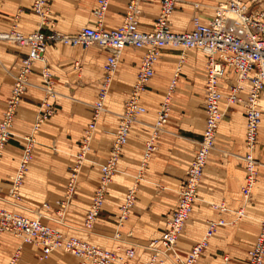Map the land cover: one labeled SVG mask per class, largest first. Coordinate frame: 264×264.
Here are the masks:
<instances>
[{"label":"crops","instance_id":"obj_1","mask_svg":"<svg viewBox=\"0 0 264 264\" xmlns=\"http://www.w3.org/2000/svg\"><path fill=\"white\" fill-rule=\"evenodd\" d=\"M159 1H141L140 24L142 27H150L156 18ZM220 1L223 0H178L171 17L172 30L175 32L190 30L191 19L194 15L200 16L203 22L207 21L214 15V7ZM32 2L33 0H0V31H7L13 25H16L18 30L24 34L38 29L39 18L31 9ZM128 2L129 0H109L102 21V26L105 29H115L120 26ZM96 3L97 0H51L52 28L61 34L72 35L85 25L95 24L93 10ZM249 8L251 11L258 9L256 5H250ZM44 31L48 32L49 29L45 28ZM128 49L129 47L121 55L108 96L116 95L125 81L131 82V88L136 78L144 50L136 49L130 52ZM27 51L28 47L26 46L0 41V119L12 87V74L18 69L21 59ZM106 56V51L96 47L50 43L45 52L44 63L38 61L33 64L29 76L31 84L27 87L17 109L11 127V136L0 160V207L33 211L40 208L45 200H49L53 210L51 214L55 217L57 216L55 215L56 211L61 207L58 201H63L64 215L61 222L47 218L45 220L49 222L43 219L42 221L59 228L66 236L76 237L85 233L82 221L89 208L94 189L99 182L100 167L109 154L118 126V113H111V123H108L104 116L99 119L95 135L91 140V150L80 173L76 175L79 179L75 180L74 187L68 197L65 196L68 181L66 172L63 173L65 175H63L62 181L58 178L59 171H62L59 161H56L59 164H53L51 169L47 168V164H45V168H42L29 163L20 187V200L12 199L8 194V189L11 184L10 178L16 171L22 155L24 136L30 133L35 116L39 112L40 103L46 95L41 75L42 66L45 64L51 73V87L55 92L52 97L55 112L40 125L36 146L44 152L35 154L34 162L43 161L46 163L51 155L44 153L50 150L51 145H66L72 150L70 156L63 160V168H67L68 163L74 162L75 153L78 151V142L91 117L90 102L96 97ZM206 62L207 56L196 49L182 51V49L174 47L162 48L161 57L155 64V74L141 96L142 103L146 108L148 105L152 107V110L150 113L141 115L142 117L139 116V121L132 126L127 143L123 147L117 163L112 186H109L107 190L95 222V228L98 226L99 235L102 236L103 242L109 248H114L119 242L124 241L121 238L124 234L123 231L125 233L128 231L126 233L128 239L149 243L164 230L165 214L171 210V206L166 205L168 204L165 199L166 190L168 187H176L177 190L180 187L181 179L194 156L197 147L196 140L200 139L204 128L203 98ZM175 76L176 83L172 91L174 105L166 123V132L159 137L158 149L151 154L146 162L145 172L139 183L141 194L138 196V193L135 194V208L131 207L132 211L127 220L120 221V206L124 201L125 194L134 183L137 189L138 181L135 180L127 187L126 191L124 183L127 178L132 177L134 172L139 171L138 165L142 160L145 142L150 136V124L154 122L156 111L168 90L171 79ZM235 76V73L230 71L226 77L219 81V89L222 93L230 92V83L234 82ZM245 86L248 88L249 83L246 82ZM245 95L246 91H243L241 96ZM261 104L264 107V97ZM221 109L224 115L219 123L215 143L222 147L233 146L237 150L242 147V141L245 138L244 108L239 104L227 106L223 99ZM243 131L244 136L240 137L239 134ZM259 135L264 137V120L260 123ZM232 136L238 137V139L232 142L234 140ZM232 154L242 159V155ZM259 157L264 162V154ZM259 157L255 156L258 161ZM226 160L221 156L212 157L209 155L208 161L211 163L207 164L204 169L200 186V190L206 194L207 198L223 201L226 211L219 212L214 206H209L214 202L207 203L206 212L197 222L196 229L189 231L185 228L182 235H179L178 241L180 239L182 241L180 250L183 255L185 253L186 257L191 246L201 237L204 226L207 228L205 220L222 218L225 223L218 226L216 231L225 227L226 222L230 220L232 223L234 222L233 225L239 224L240 231L232 235L230 243L226 240L227 242L224 243H213L210 249L206 247L197 264H222L225 255L229 257L228 264H245L247 251L254 242L264 217V165L258 169L251 197L244 203L239 190L241 183L245 181V167L242 165H239L237 169H232L230 166L225 167ZM30 165L31 168H29ZM49 170L50 176H48ZM52 178H56V180ZM240 209H243L241 215L238 214ZM241 231H246L247 234ZM5 234L7 233L2 234L1 239ZM128 239L125 242L129 243ZM33 247H22L19 256L29 253L31 250L35 251V255L37 253L40 256L41 248ZM15 249L16 247L12 251L13 253ZM55 251L49 256V261L51 260L52 264L55 262V256H53ZM13 253H11V257Z\"/></svg>","mask_w":264,"mask_h":264},{"label":"built area","instance_id":"obj_2","mask_svg":"<svg viewBox=\"0 0 264 264\" xmlns=\"http://www.w3.org/2000/svg\"><path fill=\"white\" fill-rule=\"evenodd\" d=\"M51 0H33L31 9L38 16V29L24 34L13 25L7 31H0V41H8L16 45L28 47L22 57L20 65L12 74L13 83L2 117L0 119V160L3 149L11 136V127L20 105V102L31 84L29 76L35 62L45 61V52L50 43H64L87 47L97 46L107 52L103 64L102 77L97 89L96 98L91 103L92 114L84 130L77 155V163L71 168L72 174L67 193L72 190L78 168L86 152L90 149L97 123L101 114L106 111V100L116 73L123 51L129 47L143 49L136 78L123 102V109L119 115V123L114 133L110 151L100 168V177L95 188L89 208L83 218L85 229H92L98 218L108 186L112 181L117 163L123 147L127 143L133 123L139 121V116L147 112L141 101L143 91L155 74V64L161 57L163 47L180 48L182 51L196 49L207 56L205 67V84L203 108L205 113L204 128L200 139L196 140L197 147L190 164L181 179L176 204L165 220V228L157 239L151 240L145 248L149 257L144 264H197L202 252L208 245V237L216 228L225 222L222 218L209 220L204 237L195 243L184 259L173 255L179 234L188 220L197 190L209 155L215 146L216 133L224 112L221 102L226 105L239 104L245 112V138L248 149L243 157L246 177L240 187L243 198L248 201L256 183L257 167L260 162L253 156L252 149L256 146L259 136V126L264 120V0H223L214 7V15L207 21H201L198 15L191 19V28L187 31L175 32L172 30V13L178 0H160L159 11L150 27L144 28L140 24L142 0H129L122 23L115 29H105L102 26L109 0H97L93 15L95 24L85 25L76 34H61L54 30L50 11ZM258 9L251 11L250 5ZM49 31L45 32L44 29ZM235 73V80L230 83V92L224 94L219 89V81L227 73ZM44 80L45 97L40 103L38 115L32 130L24 137L22 155L16 171L11 176L8 189L9 196L18 201L21 198L20 187L28 170L32 158V149L35 142V133L40 125L55 112V105L51 101L55 92L51 87V73L44 64L41 68ZM249 83L246 88L245 83ZM176 83V76L171 79L168 90L161 101L156 117L150 124V136L145 142L141 165L137 174L140 177L151 154L156 151L160 135L164 133V123L171 109V93ZM246 91L245 96L241 93ZM137 182V180H136ZM134 183L125 194L120 206V221L124 220L134 204L136 197ZM64 208L63 201H58ZM42 207L50 204L44 202ZM219 212L226 211L224 202L215 204ZM243 209L238 211L241 215ZM45 214L36 218L15 213L0 207V239L3 233H10L22 239L24 243L34 244L41 248L40 259L47 258L54 250L63 249L77 260L74 264H126L118 251L91 244L81 238L65 236L59 229L42 221ZM61 222V218L57 219ZM22 245H18L11 257L14 262L20 255ZM135 247L124 250L125 259L135 257ZM229 257L224 256L222 264H228ZM264 262V217L254 242L247 251L245 264H263Z\"/></svg>","mask_w":264,"mask_h":264},{"label":"rangeland","instance_id":"obj_3","mask_svg":"<svg viewBox=\"0 0 264 264\" xmlns=\"http://www.w3.org/2000/svg\"><path fill=\"white\" fill-rule=\"evenodd\" d=\"M9 43H11V42H9ZM11 44H13V43H11ZM90 47H92V48H95V47L98 48L95 45H90ZM128 50L130 52H133L136 49L129 48ZM113 80H114V78H113ZM130 83L131 82H129V81H125L124 83H122L121 90H119L116 95H111V96H108L107 97L106 105H105L106 111H104L101 114V117L102 116L106 117L108 123H111V117H112L111 116V113L116 112V113H118V115H120V113L122 112V110H121L122 109V104H123L125 98L127 97V93H128V91L130 89ZM144 92L145 91H143V93ZM171 95H172V93H171ZM171 97H172L171 98V109H172V107L174 105L173 95ZM95 98L90 103H93V101L95 100ZM51 101L53 102L52 98H51ZM147 107L148 108H147V112L146 113H148V112L150 113V111L152 110V107H150L149 105ZM145 114H143V115H145ZM37 115H38V113L36 114L35 119H36ZM106 115H108V116H106ZM169 115H170V113H169ZM101 117H100V119H101ZM35 119H34V121H35ZM167 120H168V118L166 119V121L164 123V129H165L164 133L166 132V129H167V125H166ZM89 121H90V118H89ZM89 121L87 122V124L89 123ZM118 123H119V117H118ZM135 123H133V125ZM87 124H86L85 128L87 127ZM85 128H84V130H85ZM31 130H32V128H31ZM31 130H30V132H31ZM84 130H83L82 136L84 134ZM38 131H39V129H38ZM38 131L35 133V142L33 144V149H32V158L33 159L31 158L32 160H30L31 161L30 163H31V165L32 164H35L36 166H38V167L40 166L42 168H45V164H47L48 165L47 168H49V169H51V166L53 164L55 165V164H59L60 163L59 166L62 169V171H59L60 174H58V178H59L60 181H62L63 175L66 174V177L68 178V181H67V187H66V190H65V193H66L65 196L68 197L69 194L66 191L68 190V184H69L70 177H71V174H72L71 168L77 163V160H78L77 159V155H78V152L80 150V142H81L82 136H81V138H80V140L78 142L79 146H78V151L75 153L74 162L68 163L67 168H63V166H64L63 165L64 164L63 160L66 159V158H68L70 156V154L72 153V150L70 149V147L69 146H66V145H55V144L51 145L50 150L49 151H45L46 153H44V154L49 153L51 155L50 158L47 159L46 163L43 162V161H36V162H34V159H35V156L34 155L35 154L38 155L40 153L42 154L44 152L43 150H40L41 148H37V146H36V144H37L36 141L38 140V137H37ZM94 135H95V133H94ZM161 135H163V133ZM239 136L240 137H243L244 136V131L242 133L240 132ZM232 138H234V140H232V142H234L236 139H238V137H235V136L234 137L232 136ZM260 139H261V141H260ZM242 142H243L242 143V147H240V148L238 147L239 149H237V150L233 146H231V147H222V145H218V144L215 143V146L212 149L210 156H212V157L213 156H216V157L217 156H221L223 159H227L224 162L225 163V167L226 166H230V167H232V169H234V168L237 169V167L239 165H242V166L245 167V162L242 160L243 157H242V159H240V158H238V157H236V156H234L232 154V153H237V154H240V155H244L246 153V151H248V149H247V147L245 145V142L244 141H242ZM230 144L232 145L231 142H230ZM158 146H159V143H157V149H158ZM4 149H5V147H4ZM4 149H3V153H4ZM90 150H91V144H90V149L86 152V154L84 155V158L82 159V163L80 164V167L78 168L77 174L80 173L81 168L85 164L86 158H87L88 153L90 152ZM252 154H253L254 157L255 156L256 157L263 156V154H264V137H262V136L259 135V141H257L256 146L252 149ZM259 159H260L259 160L260 164L258 165L257 170L259 168H261L262 165H264V162L261 161L262 158L259 157ZM56 161H59V163L56 162ZM209 161H210V159H209ZM209 161L207 162V164H210L211 163ZM207 164H206V166H207ZM31 165L29 166V168H31ZM140 165H141V160H140L139 165H138L139 168H140ZM139 168H138V170H139ZM64 172H66V173L63 174ZM144 172H145V167H144V169H143L142 174H141L140 177H137L138 172H136V173L134 172L133 175H132V177L127 178L126 183H124L125 184L124 185L125 187L123 186L125 188V191H126V189H127L128 186H130L132 183H134L135 180H137L138 182H137L136 193H138L137 196L140 195L141 194V191L139 189V187H140L139 183L141 182V179L143 177ZM203 174H204V171H203ZM50 175H51V172L49 170L48 176H50ZM76 179H79L78 176H76L75 180ZM202 179H203V175H202L201 180H200V183H199V187H198L199 190H197L198 191V196H196V199H195V203H194L192 212H191L188 220L184 224V226H183L180 234L182 233L183 229H185V228L189 229V231H192V230H195L196 229L197 222H199L202 219V217L204 216V214L206 212L205 207H207V203L214 202V204L213 203L212 204L209 203L210 204L209 206L211 207V206H214L215 204H220V203L223 202V201H220V200H215L214 201V200H211V199L207 198L206 194H204L202 192V190H200L201 189L200 186L202 184ZM53 180H56V178L53 179ZM112 180H113V178H112ZM111 183H112V181H111ZM111 183L109 184V186H112ZM242 183H241V185H242ZM241 185H240V187H241ZM109 186H108V188H109ZM254 187H255V185H254ZM254 187H253V189H254ZM167 189L168 190H166L167 193L165 194V196H166L165 199H166V203H168V204H166V205L167 206H171V210H169L165 214L164 222L169 217V215L171 214V212H172V210H173V208H174V206L176 204L177 195H178V190L176 189V187H168ZM253 189H252V191H253ZM240 193H241V191H240ZM241 196H242V193H241ZM242 201L244 203L246 202V200H245V198H243V196H242ZM44 202H48L49 203L50 201L49 200H45ZM43 203H42V205H43ZM42 205H41L40 208H37V209H35L33 211L26 210V209L21 210L19 208H10V207H7L6 209H8V210L11 209V210H13L12 212L16 211L18 213H22V214H25V215H28V216H32L34 218L38 217L40 214H45V215L48 216L47 219H54V220L57 221V219H60L61 218V220H62L63 215H64V208H61L60 207L56 211V213H55V215H57V216L54 217L51 214L52 211H53L52 208H51V206L48 207V208H44V207H42ZM132 208H135V201H134V204H133ZM11 210H9V211H11ZM131 211H132V209L128 212V214H127L126 218L124 219V221L127 220V218L129 217ZM42 219L44 221L49 222L48 220H45L44 217H42ZM207 222L208 221L205 220V224L206 225H207ZM233 223H232V221L228 220V222H226L227 225L225 227L219 228L215 232L214 235L212 234L211 236H209L208 237V245H207V248L210 249V246L213 243H224V242H227V241H228V243H230V239L232 238V235L234 233H237V232L240 231L239 224L233 225ZM97 228H98V226H96V228H95V225H94V227L92 229H85L83 227V229H85L84 230L85 233L83 235H77L76 237L81 238V239H83V240H85V241H87V242H89L91 244H95V245H98V246H101V247L109 248L105 244V242H103V238H102V236L99 235L100 233L97 230ZM57 229H59V228H57ZM206 229H207L206 226H204V230H203L202 235H201V237L199 238L198 241H200L204 237V235L206 233ZM60 231L63 232L62 230H60ZM246 231L245 232L241 231V232L247 234ZM123 233L124 234L121 236V238L124 241L123 242H119L117 246H115L114 248H109V249H113V250L118 251V253L123 258V261H126L127 262L126 264H144L146 262V260L148 259V257H149V251L145 248V245H147L148 243H146V242H138V241L133 240V239H128L126 237L127 234L124 231H123ZM159 235L160 234H158L156 237L158 238ZM67 237H70V236L67 235ZM156 237H155V239H157ZM127 239H128V242L129 243L125 242ZM181 242H182L181 239L177 242V245H176V247L173 250V253H174L173 255L178 256L179 259L182 260L185 257V253L183 255L182 252H181V250H180ZM197 242H195V243H197ZM18 245H22V247H28V248L30 246H32V248H34L33 246H36L34 244L24 243L21 238L16 237V236H14V235H12L10 233H7V234H5V236H3V238L0 241V264H48V263L49 264H52V262H50L51 260L49 261V258H50L49 256L50 255L47 258L40 259V256H38L37 253L35 255V251H32V250L29 251V253H23V255L22 256H19L14 262H11V253H13L12 251ZM128 247H135L136 253H135V257L132 258V259H125L124 250L126 248H128ZM53 256H55V262L53 264H73L75 262V259H76L74 256H72L70 253L66 252L63 249H56V251L53 253ZM176 264H179V263H176Z\"/></svg>","mask_w":264,"mask_h":264}]
</instances>
